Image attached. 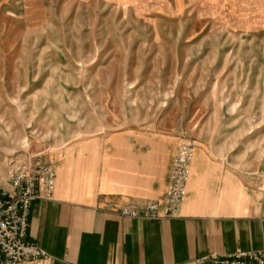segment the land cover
I'll return each mask as SVG.
<instances>
[{
	"label": "rangeland",
	"instance_id": "obj_1",
	"mask_svg": "<svg viewBox=\"0 0 264 264\" xmlns=\"http://www.w3.org/2000/svg\"><path fill=\"white\" fill-rule=\"evenodd\" d=\"M32 2L0 0V187L145 123L264 175V0Z\"/></svg>",
	"mask_w": 264,
	"mask_h": 264
},
{
	"label": "crops",
	"instance_id": "obj_2",
	"mask_svg": "<svg viewBox=\"0 0 264 264\" xmlns=\"http://www.w3.org/2000/svg\"><path fill=\"white\" fill-rule=\"evenodd\" d=\"M5 1V0H2ZM33 0H23L31 7ZM14 5L12 4L11 7ZM177 130L139 124L72 146L54 162V200L37 201L28 239L48 257L32 264H199L211 255L264 248V175L198 143L176 219L107 211L166 198Z\"/></svg>",
	"mask_w": 264,
	"mask_h": 264
},
{
	"label": "built area",
	"instance_id": "obj_3",
	"mask_svg": "<svg viewBox=\"0 0 264 264\" xmlns=\"http://www.w3.org/2000/svg\"><path fill=\"white\" fill-rule=\"evenodd\" d=\"M198 145L187 134L178 143L170 173L166 198L161 205L148 201L107 211L122 218L163 221L176 219L186 201L192 164ZM56 171L53 164L30 159L11 170L7 187H0V264H32L48 257L47 252L28 239L33 205L54 200ZM199 264H264V248L229 255L211 254Z\"/></svg>",
	"mask_w": 264,
	"mask_h": 264
}]
</instances>
